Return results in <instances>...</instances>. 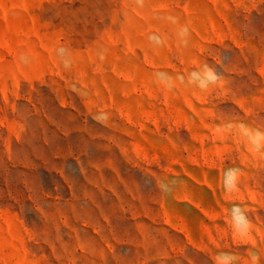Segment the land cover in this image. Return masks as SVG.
Masks as SVG:
<instances>
[{
	"label": "rangeland",
	"instance_id": "rangeland-1",
	"mask_svg": "<svg viewBox=\"0 0 264 264\" xmlns=\"http://www.w3.org/2000/svg\"><path fill=\"white\" fill-rule=\"evenodd\" d=\"M205 63L207 91L175 80ZM226 117L264 130V0H0V264H264V156L217 133Z\"/></svg>",
	"mask_w": 264,
	"mask_h": 264
},
{
	"label": "clouds",
	"instance_id": "clouds-1",
	"mask_svg": "<svg viewBox=\"0 0 264 264\" xmlns=\"http://www.w3.org/2000/svg\"><path fill=\"white\" fill-rule=\"evenodd\" d=\"M138 2L142 3L143 0H138ZM169 19H171L173 23H178L176 17H169ZM177 35L181 38L182 45L187 47L189 43L187 37L191 36V32L186 23L180 25ZM148 39L157 45H162L164 43L161 37L155 33L149 35ZM56 53L62 58L61 63L65 68L71 66L69 58L70 51L67 47H58ZM103 58L104 57L101 56V59ZM20 61L24 64L30 62L24 56L20 58ZM155 77V82L168 91H172L176 88L175 80H178L180 84L186 83L187 86L194 87L201 92H205L210 87L219 84L223 78L222 72L218 67L207 63L187 72L186 78L185 74H178L175 80H173V77L164 71H157ZM72 90L76 91L75 86H73ZM92 118L99 123H106L109 116L108 113L105 112L101 115H94ZM216 130L221 136L235 135L241 141L242 145L250 152L264 156V130H262L261 127H253L238 118L226 117L222 120V123L217 124ZM240 177L241 169L239 167H228L225 169L221 178L222 190L228 194L236 193L239 190ZM169 183L175 184L176 182L175 180L171 182L161 181L157 184V187L162 193L171 195ZM228 216L229 227L233 233L241 240H246L253 231V224L249 219L246 209L238 203H233L230 209H228ZM248 256L251 264H259L260 257L257 251L250 248ZM238 259L239 258L231 252H219L214 259V264H237Z\"/></svg>",
	"mask_w": 264,
	"mask_h": 264
}]
</instances>
